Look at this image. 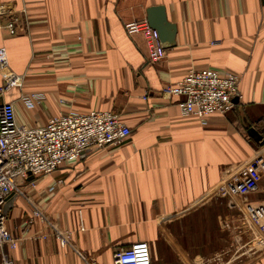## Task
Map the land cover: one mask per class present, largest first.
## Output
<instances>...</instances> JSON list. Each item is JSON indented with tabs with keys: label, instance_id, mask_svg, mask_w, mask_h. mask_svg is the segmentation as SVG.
<instances>
[{
	"label": "crops",
	"instance_id": "crops-1",
	"mask_svg": "<svg viewBox=\"0 0 264 264\" xmlns=\"http://www.w3.org/2000/svg\"><path fill=\"white\" fill-rule=\"evenodd\" d=\"M156 6L177 34L164 60L151 63L143 36H128L124 24ZM6 8L20 19L19 35L3 28ZM0 47L24 76L20 89L0 95L20 123L105 110L130 129L121 145L88 150L37 180L30 199H10L14 264H113L115 251L137 242L148 243L152 264L262 263L263 252L240 248L252 239L246 214L259 209L264 220V176L244 197L216 188L226 169L264 159L252 135L264 140V0H0ZM206 68L239 75L241 97L202 123L162 91ZM35 92L45 101L27 110L20 98ZM33 204L70 233V245L61 247L46 221L25 227Z\"/></svg>",
	"mask_w": 264,
	"mask_h": 264
},
{
	"label": "built area",
	"instance_id": "built-area-1",
	"mask_svg": "<svg viewBox=\"0 0 264 264\" xmlns=\"http://www.w3.org/2000/svg\"><path fill=\"white\" fill-rule=\"evenodd\" d=\"M6 14V12L2 13V15ZM19 23L18 17H11L6 28L10 35L21 33L23 29L19 28ZM124 29L128 36H143L151 63L164 60L167 48L147 19L125 23ZM6 56V49L0 47L1 96L12 89H20L24 81V76L10 70ZM240 82V76L229 70L191 69L182 80L165 87L162 96L167 99L180 97L177 106L182 116H193L204 123L209 115H224L233 110L234 100L236 98L240 100L241 97ZM20 99L24 107L31 110L45 101V95L35 92L24 94ZM129 136L130 129L115 112L92 110L88 113H60L51 117L45 125L30 126L18 121L13 103H2L0 106V264H14L6 249L8 247L14 250L19 241L6 228L7 213L4 208L11 195L30 199L26 188L35 187L40 178L52 175L69 162L77 161L88 150H105L108 147L119 146ZM243 166L226 169L223 180L216 188L217 191L221 194H229L231 197H244L254 191L257 183L264 176V159L258 157ZM63 182L62 179L56 180L48 191L55 192ZM32 207L25 227L30 228L36 219L46 221L48 226L52 227L51 234L59 241L61 247L71 244L69 232H60L46 219L39 208L34 204ZM258 211L259 209H254L246 214L244 222L250 230L252 239L249 245L240 248V255L257 251L264 253V220L259 216ZM113 264H152L148 243L137 242L118 249L113 255Z\"/></svg>",
	"mask_w": 264,
	"mask_h": 264
},
{
	"label": "water",
	"instance_id": "water-1",
	"mask_svg": "<svg viewBox=\"0 0 264 264\" xmlns=\"http://www.w3.org/2000/svg\"><path fill=\"white\" fill-rule=\"evenodd\" d=\"M163 6H156L151 7L147 10V21L149 25L157 31L160 41L167 47H171L175 45V39L177 34V27L175 24L170 23L167 19L166 10ZM2 98H0V106H1ZM235 103L238 102V99L236 98L234 100ZM252 135L256 138V141L263 142L264 140L255 132L252 130ZM14 195H11L7 203L5 205V212L7 213L8 207L11 203L10 199L13 198Z\"/></svg>",
	"mask_w": 264,
	"mask_h": 264
},
{
	"label": "rangeland",
	"instance_id": "rangeland-1",
	"mask_svg": "<svg viewBox=\"0 0 264 264\" xmlns=\"http://www.w3.org/2000/svg\"><path fill=\"white\" fill-rule=\"evenodd\" d=\"M4 12H6L7 13V16H9V14L11 15L10 17H9V19H7V21H6V23L5 24H3V28H7V25L10 23V19H11V17H13V18H15V14H13L12 13V10H10V11H7V8L5 9V11ZM21 23V22H20ZM20 23H19V25H20ZM19 28H21V27H19ZM7 30V29H6ZM8 31V30H7ZM9 33V32H8ZM223 231H219V234H221V237L223 236V233H222ZM262 263L261 264H264V257H262ZM258 264V263H257Z\"/></svg>",
	"mask_w": 264,
	"mask_h": 264
},
{
	"label": "bare ground",
	"instance_id": "bare-ground-1",
	"mask_svg": "<svg viewBox=\"0 0 264 264\" xmlns=\"http://www.w3.org/2000/svg\"><path fill=\"white\" fill-rule=\"evenodd\" d=\"M236 229L235 226L233 227V230Z\"/></svg>",
	"mask_w": 264,
	"mask_h": 264
}]
</instances>
